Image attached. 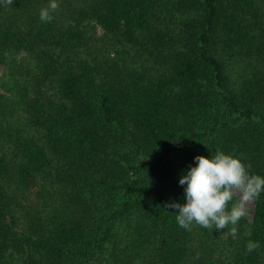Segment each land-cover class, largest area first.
I'll list each match as a JSON object with an SVG mask.
<instances>
[{
    "label": "trees",
    "instance_id": "trees-1",
    "mask_svg": "<svg viewBox=\"0 0 264 264\" xmlns=\"http://www.w3.org/2000/svg\"><path fill=\"white\" fill-rule=\"evenodd\" d=\"M57 2L0 0V264H264V192L236 238L165 208L196 156L264 177V0Z\"/></svg>",
    "mask_w": 264,
    "mask_h": 264
},
{
    "label": "clouds",
    "instance_id": "clouds-1",
    "mask_svg": "<svg viewBox=\"0 0 264 264\" xmlns=\"http://www.w3.org/2000/svg\"><path fill=\"white\" fill-rule=\"evenodd\" d=\"M10 6L13 0H3ZM59 9L57 0H49L47 7L40 10L41 22L48 23L53 19L52 13ZM196 166L190 167L186 175L179 180L184 189L186 203L165 204V208L176 210L178 225L190 231L193 225L205 229L218 230L230 228L229 234L236 238L238 222L248 215L247 205L258 199L264 192V177L249 173L251 165H245L238 158L217 151L212 157H195ZM238 195V202L231 209L228 204ZM260 247L259 243L249 241L246 251Z\"/></svg>",
    "mask_w": 264,
    "mask_h": 264
},
{
    "label": "rangeland",
    "instance_id": "rangeland-1",
    "mask_svg": "<svg viewBox=\"0 0 264 264\" xmlns=\"http://www.w3.org/2000/svg\"><path fill=\"white\" fill-rule=\"evenodd\" d=\"M113 48L114 47H112V50H113ZM234 198H235L236 202H238L239 196L236 195V196H234ZM246 207H247L248 215L244 219L249 220L251 217L252 209H253V202L249 203Z\"/></svg>",
    "mask_w": 264,
    "mask_h": 264
}]
</instances>
